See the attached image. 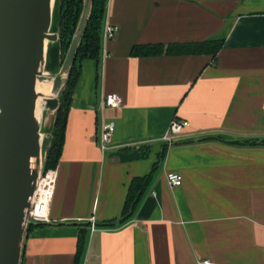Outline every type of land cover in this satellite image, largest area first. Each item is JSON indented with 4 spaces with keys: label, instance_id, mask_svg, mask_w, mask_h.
I'll return each instance as SVG.
<instances>
[{
    "label": "crops",
    "instance_id": "0c3cea01",
    "mask_svg": "<svg viewBox=\"0 0 264 264\" xmlns=\"http://www.w3.org/2000/svg\"><path fill=\"white\" fill-rule=\"evenodd\" d=\"M104 11L118 29L81 62L49 221L26 233L20 264H73L80 231L77 264H264V0H108ZM109 92L122 105L100 110ZM174 117L189 125L166 142ZM104 119L114 129L101 152Z\"/></svg>",
    "mask_w": 264,
    "mask_h": 264
},
{
    "label": "water",
    "instance_id": "95a60500",
    "mask_svg": "<svg viewBox=\"0 0 264 264\" xmlns=\"http://www.w3.org/2000/svg\"><path fill=\"white\" fill-rule=\"evenodd\" d=\"M54 2L0 0V264H20L27 227L40 223L27 219L26 211L51 137L43 117L48 113L53 124L91 12L92 0H82L63 60L48 74V48L58 40ZM40 83H49L48 95L37 91Z\"/></svg>",
    "mask_w": 264,
    "mask_h": 264
},
{
    "label": "trees",
    "instance_id": "16d2710c",
    "mask_svg": "<svg viewBox=\"0 0 264 264\" xmlns=\"http://www.w3.org/2000/svg\"><path fill=\"white\" fill-rule=\"evenodd\" d=\"M106 0H92L91 8H90V16L86 23V29L82 35L80 40V45L77 48L74 62L71 65L69 76L66 84L63 87L62 92L59 95V107L56 110V113L53 118V124L50 130V139L46 144L44 151L45 156L43 160V170L46 169H55L57 161L59 159L61 153V145L63 142V130H64V123H65V116L69 107L70 102V95L73 90V86L76 82V79L79 75V68L81 62L86 58H94L98 59L99 51H100V31H101V21L105 14ZM82 5V0H55L54 2V9L53 12L56 13V17L58 20V40L57 42L64 44L65 48L67 49L69 45V39L73 33L74 26L77 22V19L80 15V9ZM53 27V26H52ZM65 39V41H64ZM56 42V43H57ZM55 43V44H56ZM54 45V44H53ZM53 45H50L48 48V55L51 52L49 49ZM219 42H214L213 44V53L219 47ZM152 50H156L152 49ZM260 143L264 144V139L260 141ZM148 180V177L142 178H135L131 181V184L128 188L127 197L125 203L123 205V219L127 218L131 213L133 206L135 205L136 198L138 196V191L142 189L144 183ZM37 225H42V223H37ZM36 225L29 224L27 233ZM85 233L80 231L77 237V245L74 254V263L77 264L79 259L81 258L80 255L82 254L85 246Z\"/></svg>",
    "mask_w": 264,
    "mask_h": 264
},
{
    "label": "built area",
    "instance_id": "2783aa9c",
    "mask_svg": "<svg viewBox=\"0 0 264 264\" xmlns=\"http://www.w3.org/2000/svg\"><path fill=\"white\" fill-rule=\"evenodd\" d=\"M108 0L105 2V7L107 5ZM105 10V8H104ZM101 32H100V39L102 41H105L107 39H110L113 37L115 32L117 31L118 27L112 25L109 23L103 16L102 23H101ZM122 99L120 94L115 93V92H109V93H104L100 100H99V108L102 110L103 108H110V109H117V107L122 105ZM189 125L187 120L184 119H177L173 118L171 119L167 130L165 131L166 133L162 137L163 140L166 142H171L172 137L175 135H178L181 130L186 128ZM113 129H114V122L112 119H104L100 125L99 129V135L97 139V146L98 149H100L101 152L106 151L112 144V138H113ZM43 176L38 178V181H42L43 178H46L48 176V179L50 178L51 183L46 185V188L48 189L47 192V197L48 201L45 207L42 208L41 213H37L33 211V201H31L30 206L28 207L26 213L27 219H29L31 222H48L49 217H48V212H47V207L48 203L50 201V196L53 190V185H54V177H55V169H46L42 171ZM41 176V175H40ZM165 178L168 182V184L172 187L179 186L181 184L182 177H180L176 172L174 171H168L165 173ZM38 187V183H37ZM36 187V189H37ZM35 189V190H36ZM35 195V191L33 193L32 199ZM94 226L91 225V229H93ZM82 264H94L92 261L85 259ZM197 264H215L212 260L209 258H201L197 261Z\"/></svg>",
    "mask_w": 264,
    "mask_h": 264
},
{
    "label": "bare ground",
    "instance_id": "6f19581e",
    "mask_svg": "<svg viewBox=\"0 0 264 264\" xmlns=\"http://www.w3.org/2000/svg\"><path fill=\"white\" fill-rule=\"evenodd\" d=\"M50 50L51 49H49V51ZM36 89L38 92H41L43 94L48 95L49 91H50L49 83H40V84L36 85ZM43 120H44L43 126L46 127L47 124L50 122L48 113L44 115ZM50 176H48V177H50ZM48 177L43 178L42 181H37L38 187L35 190V195H34L33 199L31 200V201H33L32 209H33V211H35L37 213H41L42 208L46 206L47 201H48L47 192H48L49 188H46V185L51 183V180H50V178L48 179Z\"/></svg>",
    "mask_w": 264,
    "mask_h": 264
},
{
    "label": "rangeland",
    "instance_id": "374dc122",
    "mask_svg": "<svg viewBox=\"0 0 264 264\" xmlns=\"http://www.w3.org/2000/svg\"><path fill=\"white\" fill-rule=\"evenodd\" d=\"M52 26H53L52 28L58 34L59 27H58V20L56 17V13L53 14ZM64 41H65V39H64ZM65 51H66V48H65L64 44L62 46V44H60L58 42L51 47V52L49 53V55L47 54V57H46L47 58L46 68L48 69V74L54 73L55 70L59 67V64L63 60V56H64ZM51 127H52L51 123H48L47 126L44 127L43 129L45 131L50 132ZM42 176H43V174H41L40 177H42Z\"/></svg>",
    "mask_w": 264,
    "mask_h": 264
}]
</instances>
